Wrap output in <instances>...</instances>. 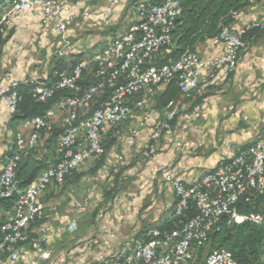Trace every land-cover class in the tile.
<instances>
[{
  "label": "built area",
  "instance_id": "2783aa9c",
  "mask_svg": "<svg viewBox=\"0 0 264 264\" xmlns=\"http://www.w3.org/2000/svg\"><path fill=\"white\" fill-rule=\"evenodd\" d=\"M91 1L0 0V35L18 15L39 13L43 34L61 38L57 57L69 64L55 72L56 81L50 87L36 90L38 102L52 101V104L44 116L21 124L15 133L14 153L0 173V200L14 198L13 208L0 223V264H46L51 252L47 249L42 194L53 184H63L87 160L104 155L103 135L127 122L133 109H144L157 89L176 80L182 99L203 94L204 73L217 70L224 78L230 77L237 68L240 50L245 48L246 30L232 32L226 26L217 38L210 40L212 45L223 46L222 55L203 57L187 51L175 62L158 65V55L169 46L170 33L181 14L180 2L104 0L101 13L104 22L110 20L117 7L128 3H133L138 20L116 33L102 50L83 56L66 38L70 21L62 17V12H74ZM86 17L90 18V14ZM250 28L264 29V18L253 20ZM76 56L82 59L72 64ZM84 79H88L86 87ZM18 84L11 73L0 79V108L11 116L17 112L21 100L16 90ZM178 106L179 101L171 102L163 112V120L148 132L142 144L144 158L159 157V141L171 130V123L179 114ZM58 115L61 133L56 142V162L28 188L19 191L15 170L23 156L36 149L41 133L50 134L55 129ZM147 120L148 117H143L140 127ZM137 135L138 129L131 131L127 139L129 147L135 145ZM159 171L175 196L170 219H181L191 205L197 214L189 220H179L175 229L162 232L153 228L143 237L128 242L120 257L121 264H194L220 219L226 218L229 226L264 224L261 213L242 214L238 207L241 200L248 202L264 190V137L247 148L229 150L222 164L194 184L186 185L176 179L166 165H161ZM117 172L115 168L114 173ZM78 208L84 211L83 206ZM68 230L73 232L75 224ZM101 264H107L103 258ZM204 264H236V261L230 252L222 249L208 253Z\"/></svg>",
  "mask_w": 264,
  "mask_h": 264
},
{
  "label": "crops",
  "instance_id": "0c3cea01",
  "mask_svg": "<svg viewBox=\"0 0 264 264\" xmlns=\"http://www.w3.org/2000/svg\"><path fill=\"white\" fill-rule=\"evenodd\" d=\"M261 5L264 7V0H254L234 16L230 25L232 32L249 31L235 72L228 78L217 70L204 73L203 94L179 100V114L171 130L159 141V157L144 158L136 177L134 168L139 166L134 165L136 153L151 130L139 129L143 109H133L127 122L103 135L102 143L108 146L104 155L87 160L63 184H53L42 194L47 249L51 252L46 264H101V258L111 264L123 255L128 242L143 237L148 230L170 219L175 196L171 186L163 180L159 171L161 165H166L184 184H194L222 164L229 150L247 148L264 137V29L250 28L253 20L264 18ZM104 8V0H92L74 12H62V17L70 21L66 38L83 56L102 50L116 33L138 20L133 3L117 7L108 22L101 17ZM86 14H90V18ZM61 44L60 37L43 34L41 14L18 15L0 35V79L11 73L19 84L49 80L53 73L42 74L39 67L51 66L54 70L55 66L50 63L55 60ZM195 52L203 57L218 56L224 49L221 44L212 45L210 40H205L197 44ZM162 91V87L157 89L150 98L148 104L155 110L148 115L151 120L145 125L151 126L155 116H162L155 103V97ZM11 118L0 108V173L15 149V133L21 126L14 130ZM55 128L60 134L59 115ZM125 128L129 129L128 133ZM134 129H138L136 143L129 147L127 139ZM48 137L41 134L35 156L51 163L54 158L47 154ZM115 168L117 173H114ZM90 189L95 190V195ZM72 193L85 197V202L76 204ZM95 197L98 199L93 201ZM78 205L83 206L84 211H80ZM91 205L96 206V214L93 212L85 218ZM9 212L0 210V222ZM72 223L75 224L73 232L68 230Z\"/></svg>",
  "mask_w": 264,
  "mask_h": 264
},
{
  "label": "trees",
  "instance_id": "16d2710c",
  "mask_svg": "<svg viewBox=\"0 0 264 264\" xmlns=\"http://www.w3.org/2000/svg\"><path fill=\"white\" fill-rule=\"evenodd\" d=\"M8 1L14 2L17 0ZM148 1L155 4H161L166 0ZM176 1H179L181 4V14L176 20L174 28L170 33L171 42L169 46L162 49L158 55V65L168 61L175 62L187 51L195 52V47L199 42L217 38L223 27L230 26L234 22L233 14L238 13L250 5L249 0ZM255 1L258 2L260 0ZM252 30L257 31L261 29L252 28ZM248 33L249 31L246 32L243 38L245 46ZM167 49L170 50L169 53H167ZM81 59V56H76L72 64H75ZM68 65L69 64L64 60L58 59L54 67L53 74L49 80L40 83L18 84L16 90L20 95L21 100L18 104L17 112L11 118V124L14 130L26 121L45 115L46 111L50 108L52 101L48 103L38 102L36 98V90L42 86L50 87L56 81L55 72L67 68ZM87 85L88 79H84L83 86L86 87ZM162 88V93L159 95L157 94L155 97V103L156 108L163 115V112L171 102L181 100V93L176 80L171 81ZM173 122L174 121H172V123ZM47 135L49 137L46 150L47 154L54 158L53 162L48 163L45 160L36 158L35 150H31L25 154L15 170V178L19 191H23L28 188L43 171L47 170L56 162V137L59 136V133L55 128ZM110 143L111 142H109V144ZM107 147L104 146V151ZM13 204L14 198L9 200H0V210L10 211L13 208ZM238 207L240 213L242 214L255 212L261 213L264 216V190L262 193L253 196L248 202L241 200ZM196 214L197 211L195 207L191 205L189 210L185 213V216L181 219H170L157 228L162 232L170 231L177 227L179 220H189ZM206 247L208 248V253L213 250L222 249L230 252L234 257L236 264H264V224L262 226H257L251 223H244L239 226H229L226 218H222L220 219L217 227L209 235ZM201 252L202 250L200 251L199 256L201 255ZM122 261V258H118L113 260L111 264L115 262L121 264Z\"/></svg>",
  "mask_w": 264,
  "mask_h": 264
},
{
  "label": "rangeland",
  "instance_id": "374dc122",
  "mask_svg": "<svg viewBox=\"0 0 264 264\" xmlns=\"http://www.w3.org/2000/svg\"><path fill=\"white\" fill-rule=\"evenodd\" d=\"M262 4V3H261ZM262 7H263V5H261ZM263 10H264V7L262 8ZM56 61H58V57L56 56L55 57V60L53 59L52 60V62L50 63L53 67L56 65ZM52 72L53 73V70H52V67L51 66H48V67H44V66H41V67H39V72L41 73V72H43L42 74H46V73H48V72ZM179 107V106H178ZM180 108V107H179ZM152 110L154 111L155 109H154V107H153V105H151V106H149V104L147 105V107H145L144 109H143V111H144V116L143 117H148V115H152L153 113H152ZM154 116V115H153ZM152 116V117H153ZM155 119H157V120H155ZM149 120H151V117H150V119H148V122H150ZM163 120V115L162 116H155L154 117V121H151V126H152V124L154 123V122H157L156 124H158V122L159 121H162ZM160 123V122H159ZM151 126H149V125H144V127H139V129H148V130H150V129H152V128H150ZM125 130V133H128L129 132V129L128 128H125L124 129ZM144 149H143V145H141V148H140V150L139 151H137V153H136V159H137V162H135L134 163V165H136V163L137 164H139V166H137L136 168H134V174H135V176L134 177H136V173L138 172V171H140L141 170V168H140V165L142 164V162H143V160H145L144 159V157H143V155H142V151H143ZM138 170V171H137ZM97 190V189H96ZM94 191L95 190H92V189H90V191L89 192H91V194L92 195H95L94 194ZM73 195H72V197H73V201L74 202H77L76 204H78V203H84L85 201V197H82V196H79L77 193L76 194H74V193H72ZM98 198L97 197H95V199L93 200V201H96ZM97 203H94V205H96ZM99 205V204H98ZM96 207V206H95ZM95 207H93L92 205H91V207H90V209H89V211H88V209H87V215L85 216V218H89V216L93 213L94 215L96 214V208ZM93 208V209H92ZM94 217V216H93ZM68 235V234H67ZM69 236H74V235H69ZM208 254V248L207 247H205L203 250H202V252H201V255L197 258V260H196V262L194 263V264H203V262H204V259H205V257H206V255Z\"/></svg>",
  "mask_w": 264,
  "mask_h": 264
}]
</instances>
